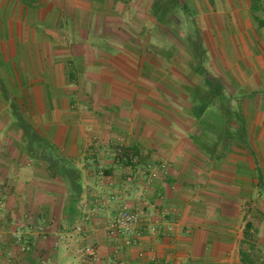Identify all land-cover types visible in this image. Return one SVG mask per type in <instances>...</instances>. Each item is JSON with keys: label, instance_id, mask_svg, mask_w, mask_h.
Here are the masks:
<instances>
[{"label": "crops", "instance_id": "1", "mask_svg": "<svg viewBox=\"0 0 264 264\" xmlns=\"http://www.w3.org/2000/svg\"><path fill=\"white\" fill-rule=\"evenodd\" d=\"M106 1L0 0V264H243L244 216L264 202L250 0ZM121 207L141 212L131 245L105 231ZM21 208L41 232L5 230Z\"/></svg>", "mask_w": 264, "mask_h": 264}, {"label": "rangeland", "instance_id": "2", "mask_svg": "<svg viewBox=\"0 0 264 264\" xmlns=\"http://www.w3.org/2000/svg\"><path fill=\"white\" fill-rule=\"evenodd\" d=\"M107 1H111L112 3L119 2L121 4L123 2H125V0H107ZM107 1H106V3L104 2L103 5H107ZM128 1H130V0H128ZM137 1H139V0H137ZM172 1H174V0H168V3L172 2ZM111 5H113V4H111ZM179 5H183V3L181 2ZM179 8H180L181 13L185 12V6H182ZM250 8H251V1H250ZM251 10L253 12V15H259V11H255L252 8H251ZM262 14L264 15V12ZM168 35L175 38V32H170ZM195 36H196V33H195ZM161 37H163V36L161 35ZM164 48H166L167 51L170 50L167 47L166 43L164 44ZM169 97H171V96H169ZM119 149L121 151V147ZM115 150H116V148H115ZM54 177H55V175H54ZM263 181H264V179L262 178V181H260V182L263 184ZM262 184H261V188H260L261 193H263L262 194L263 196L261 195V200H264V184H263V186H262ZM260 208L261 209L259 210V218L254 219L253 222L250 221L251 219H246V216H244V220H247L244 223L243 240L241 241V248L245 252L244 260H243L244 264H264V202H261ZM83 213H84V211H83ZM20 215H21V217H20ZM6 216H8V218H6L7 220L5 222L7 224L4 225V228L9 233H11V231H13V230L14 231L16 230V231H19L21 234H25L29 231V229H32V230L35 229V230L40 231V232L42 231V228H40L39 226H36L35 224L33 225V223L26 221V220H29V221L33 220V218H32L33 215H31V216L28 215V210H26V209L24 210L21 208V210L17 214V218L25 219L24 225H21V224L16 225L14 223H10L14 220L12 215L8 214ZM255 218H257V217H255ZM17 228H18V230H17Z\"/></svg>", "mask_w": 264, "mask_h": 264}, {"label": "trees", "instance_id": "3", "mask_svg": "<svg viewBox=\"0 0 264 264\" xmlns=\"http://www.w3.org/2000/svg\"><path fill=\"white\" fill-rule=\"evenodd\" d=\"M251 1V8L255 11H259V15H253L254 19L256 20L257 24L260 27H264V0H250ZM195 50H198V46L194 47ZM195 71L202 74L205 77V80H209V74L201 67L200 63H197L195 67ZM31 136L42 145V147L47 152V157L45 160L49 164L48 166L56 173L60 174V176L67 181L69 185V191L72 194H77L80 191V183H79V173L76 168L72 167L70 163L59 157L55 146L46 140H43L39 135H37L31 128L27 127ZM244 255L245 252L240 253L241 262L244 264Z\"/></svg>", "mask_w": 264, "mask_h": 264}, {"label": "built area", "instance_id": "4", "mask_svg": "<svg viewBox=\"0 0 264 264\" xmlns=\"http://www.w3.org/2000/svg\"><path fill=\"white\" fill-rule=\"evenodd\" d=\"M117 151L120 152V149L117 148ZM140 219V211L121 207L107 220L105 225L106 234L109 237H120L127 245L134 244L140 234ZM83 251L87 255H94L93 248L89 246L85 247Z\"/></svg>", "mask_w": 264, "mask_h": 264}]
</instances>
